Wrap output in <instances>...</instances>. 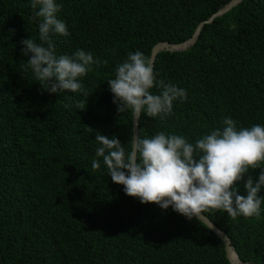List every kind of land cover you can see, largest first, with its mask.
Segmentation results:
<instances>
[{
	"label": "trees",
	"instance_id": "obj_1",
	"mask_svg": "<svg viewBox=\"0 0 264 264\" xmlns=\"http://www.w3.org/2000/svg\"><path fill=\"white\" fill-rule=\"evenodd\" d=\"M230 1L60 0L71 35L53 37L58 52L83 48L99 57L82 78L87 96L49 93L25 73L20 41H40L38 22L30 0H0V264H231L224 241L203 221L141 203L103 163L92 167L95 131L123 144L134 136L133 115L118 112L107 81L116 65L130 51L151 57L159 42L191 38ZM154 69L186 88L188 99L174 102L165 120L141 114L142 136L163 130L194 142L227 116L241 126L264 124V0H242L206 22L189 48L159 52ZM260 171L236 182L241 194ZM205 214L246 264H264V213Z\"/></svg>",
	"mask_w": 264,
	"mask_h": 264
},
{
	"label": "clouds",
	"instance_id": "obj_2",
	"mask_svg": "<svg viewBox=\"0 0 264 264\" xmlns=\"http://www.w3.org/2000/svg\"><path fill=\"white\" fill-rule=\"evenodd\" d=\"M30 7L40 41L31 37L20 41L22 54L29 57L20 67L49 93H84L82 78L99 63V57L83 48L71 54L58 52L53 37L71 35L67 22L59 18L60 0H30ZM107 81L118 112L130 111L134 119L146 113L165 120L174 114V102L188 99L186 88L158 78L151 57L139 49L130 51ZM154 87L159 93L152 91ZM95 140L93 169H101L103 163L113 182L124 185V192L141 203L154 202L163 210L171 206L189 220H200L213 209L232 218L264 213V195H259L264 189V124L241 126L227 116L220 127L194 142L163 130L133 136L127 144L115 134L109 137L95 131ZM256 168L261 169L258 180L249 176L244 183L246 194H241L236 182Z\"/></svg>",
	"mask_w": 264,
	"mask_h": 264
},
{
	"label": "water",
	"instance_id": "obj_3",
	"mask_svg": "<svg viewBox=\"0 0 264 264\" xmlns=\"http://www.w3.org/2000/svg\"><path fill=\"white\" fill-rule=\"evenodd\" d=\"M242 0H231L229 3H227L225 6L221 7L217 12H215L208 20L202 21L194 34L191 38L180 42V43H171L168 41L159 42L156 45H154L152 51H151V59L153 61V66L155 64V60L157 57V54L163 50H169V51H182L187 48H189L198 38L200 35L202 28L206 22H211L215 17L222 15L229 11L231 8L236 6L238 3H240ZM140 117L137 119H134L133 117V131L134 136H138L140 134ZM201 221H203L205 224H207L212 230L215 231V233L224 241L228 258L231 262V264H246L238 255L236 251L235 245L232 243V239L230 235L222 229L219 225H217L207 214H202ZM233 253H236L237 257H233Z\"/></svg>",
	"mask_w": 264,
	"mask_h": 264
},
{
	"label": "bare ground",
	"instance_id": "obj_4",
	"mask_svg": "<svg viewBox=\"0 0 264 264\" xmlns=\"http://www.w3.org/2000/svg\"><path fill=\"white\" fill-rule=\"evenodd\" d=\"M233 257H234V258H236V257H237L236 253H233Z\"/></svg>",
	"mask_w": 264,
	"mask_h": 264
}]
</instances>
